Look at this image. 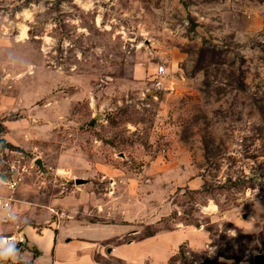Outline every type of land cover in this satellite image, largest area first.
Returning <instances> with one entry per match:
<instances>
[{"label": "rangeland", "instance_id": "obj_1", "mask_svg": "<svg viewBox=\"0 0 264 264\" xmlns=\"http://www.w3.org/2000/svg\"><path fill=\"white\" fill-rule=\"evenodd\" d=\"M20 138L44 160L24 181L45 203L73 200L67 214L125 241L207 232L166 264H255L264 0H0V173Z\"/></svg>", "mask_w": 264, "mask_h": 264}, {"label": "crops", "instance_id": "obj_2", "mask_svg": "<svg viewBox=\"0 0 264 264\" xmlns=\"http://www.w3.org/2000/svg\"><path fill=\"white\" fill-rule=\"evenodd\" d=\"M4 125L8 132L14 131V125ZM23 131L31 135V124ZM9 141L23 151L30 147L26 145L30 143L25 138ZM0 195L14 198L11 206L14 217L11 220H5L6 210L0 209V226H3L0 235L20 234L25 238L17 246L0 250V255L12 256L11 259L0 260V264H112V259H121L127 264H166L182 244L190 243L194 249H202L208 239L205 230L192 226L163 230L153 236L130 241L123 239L133 231L126 226V231L105 235L102 231H109L112 225L88 222L67 214L72 206L76 210L73 200L52 197L45 203L38 190L27 181L12 192L1 173ZM190 230L202 233L203 241L195 245L184 241Z\"/></svg>", "mask_w": 264, "mask_h": 264}, {"label": "built area", "instance_id": "obj_3", "mask_svg": "<svg viewBox=\"0 0 264 264\" xmlns=\"http://www.w3.org/2000/svg\"><path fill=\"white\" fill-rule=\"evenodd\" d=\"M158 73L163 75L166 73L165 66H160ZM5 156L7 157L5 163L7 164L6 170L4 173H1L3 180L6 186L14 192L17 190L19 185L24 182L26 175L32 172L34 167H37L35 164V158H27V154L20 149H5ZM38 168V167H37ZM43 173L45 171H39ZM40 175V176H41ZM14 201V198L10 196L0 195V209L6 210L5 220H11L14 217L13 212L11 211V206ZM25 241V238L20 234H3L0 235V250L7 246H17Z\"/></svg>", "mask_w": 264, "mask_h": 264}, {"label": "water", "instance_id": "obj_4", "mask_svg": "<svg viewBox=\"0 0 264 264\" xmlns=\"http://www.w3.org/2000/svg\"><path fill=\"white\" fill-rule=\"evenodd\" d=\"M35 163L39 166V168L42 170V171H45V168H44V161L42 158H37L35 160ZM87 180L85 178H76L75 179V182L76 184H81V183H85ZM245 217H247L245 215ZM254 261H255V264H264V253H257L254 255ZM205 264H213V261L210 260V259H207L205 260Z\"/></svg>", "mask_w": 264, "mask_h": 264}, {"label": "trees", "instance_id": "obj_5", "mask_svg": "<svg viewBox=\"0 0 264 264\" xmlns=\"http://www.w3.org/2000/svg\"><path fill=\"white\" fill-rule=\"evenodd\" d=\"M9 146H11V148L12 149H18V148H16L15 146H13L12 144H9ZM196 192H201V191H199V190H197ZM188 224H195L197 227H200V223H198V222H189ZM171 229H173V228H170V227H168L167 228V230H171ZM158 233V231H152L151 233H149V234H147L146 236H144L143 238H141V239H144V238H147V237H150V236H153V235H155V234H157ZM126 241H130V240H126ZM182 246H184V244H182L181 246H180V249L182 248ZM177 255V254H176ZM176 255H174L170 260H172Z\"/></svg>", "mask_w": 264, "mask_h": 264}, {"label": "clouds", "instance_id": "obj_6", "mask_svg": "<svg viewBox=\"0 0 264 264\" xmlns=\"http://www.w3.org/2000/svg\"><path fill=\"white\" fill-rule=\"evenodd\" d=\"M11 258H12L11 255H9L7 257L0 255V260H8V259H11Z\"/></svg>", "mask_w": 264, "mask_h": 264}]
</instances>
